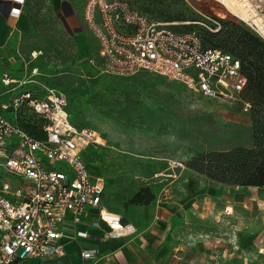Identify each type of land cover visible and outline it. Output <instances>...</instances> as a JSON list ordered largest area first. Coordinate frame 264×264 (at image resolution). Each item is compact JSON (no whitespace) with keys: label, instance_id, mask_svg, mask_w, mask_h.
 <instances>
[{"label":"rangeland","instance_id":"1","mask_svg":"<svg viewBox=\"0 0 264 264\" xmlns=\"http://www.w3.org/2000/svg\"><path fill=\"white\" fill-rule=\"evenodd\" d=\"M86 1H0L4 117L41 138L62 110L72 127L67 135L91 133L93 140L79 143L92 175L106 182L103 204L125 217L129 200L149 187L155 205L167 202V218L154 220L174 222L182 264H264V187L228 185L188 166L198 154L253 145L252 91L207 97L149 72L102 73L97 40L84 18ZM121 1L180 32L216 33L222 26L205 20L207 1ZM215 8L222 14H214L264 41L263 32ZM257 98L255 109L264 115L263 97ZM40 264L71 263L55 258Z\"/></svg>","mask_w":264,"mask_h":264},{"label":"built area","instance_id":"2","mask_svg":"<svg viewBox=\"0 0 264 264\" xmlns=\"http://www.w3.org/2000/svg\"><path fill=\"white\" fill-rule=\"evenodd\" d=\"M202 1H207L205 20H225L208 12L212 5L225 11L226 17L264 33V0ZM84 18L97 40V66L104 74L131 77L149 72L207 97L241 96L247 86L240 59L206 46L197 30L176 31L121 0H87ZM63 106L62 101L58 108ZM44 130V139L31 135L6 119L0 104V264L64 256L63 225L79 224L89 209L99 210V219L109 228L106 238L137 232L119 215L104 212L106 182L92 175L79 143L93 140L92 134ZM78 236L88 237L82 230ZM81 256L90 264L100 259L97 249Z\"/></svg>","mask_w":264,"mask_h":264},{"label":"crops","instance_id":"3","mask_svg":"<svg viewBox=\"0 0 264 264\" xmlns=\"http://www.w3.org/2000/svg\"><path fill=\"white\" fill-rule=\"evenodd\" d=\"M0 1H16V3L20 4L21 1L34 0ZM44 1H51L54 5H62L69 0ZM208 9L218 15L222 14L215 6L211 5ZM9 13H11L10 10ZM2 31L0 30V37L2 36ZM2 44L0 40V46ZM97 69H99L98 66ZM166 204V201L160 200L155 205V199L149 205L133 204L128 209L129 212L125 217L120 216L124 223L134 225L137 232L117 239L106 238L109 228L99 219V210L89 209L82 215V220L79 224L65 223L63 225L65 255L49 259L60 258L67 259L71 264H90L89 261L82 259L81 253L86 250L97 249L100 259L96 264H182L181 253L176 248L179 244L176 226L174 222L164 220L168 215L167 207L164 208ZM102 206L107 211H110L103 202ZM135 215L138 216L136 217ZM156 215L164 218L163 221L155 223L154 217ZM81 230L85 231L88 237L78 236V231ZM44 260L48 259L32 260L28 263L17 264H40Z\"/></svg>","mask_w":264,"mask_h":264},{"label":"trees","instance_id":"4","mask_svg":"<svg viewBox=\"0 0 264 264\" xmlns=\"http://www.w3.org/2000/svg\"><path fill=\"white\" fill-rule=\"evenodd\" d=\"M220 23L221 29L216 33L198 32L206 46L229 52L242 62V70L248 81L242 95L252 91L254 103V143L251 147L198 154L188 166L228 185L264 187V115L255 109V101H260L257 95L263 97L258 105H264V41L230 20H220ZM154 199L153 191L149 187H142L128 203L149 205Z\"/></svg>","mask_w":264,"mask_h":264},{"label":"bare ground","instance_id":"5","mask_svg":"<svg viewBox=\"0 0 264 264\" xmlns=\"http://www.w3.org/2000/svg\"><path fill=\"white\" fill-rule=\"evenodd\" d=\"M65 112L60 110L59 113L56 115V121H55V125H54V129L58 132V133H64L67 132L69 130H72V127L70 126L69 123H67L66 119H65ZM105 213H108V211H104Z\"/></svg>","mask_w":264,"mask_h":264}]
</instances>
